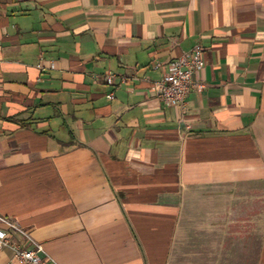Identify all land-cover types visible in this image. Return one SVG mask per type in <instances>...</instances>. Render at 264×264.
Here are the masks:
<instances>
[{"label": "crops", "instance_id": "1", "mask_svg": "<svg viewBox=\"0 0 264 264\" xmlns=\"http://www.w3.org/2000/svg\"><path fill=\"white\" fill-rule=\"evenodd\" d=\"M0 216L58 264H264V0H0Z\"/></svg>", "mask_w": 264, "mask_h": 264}, {"label": "built area", "instance_id": "2", "mask_svg": "<svg viewBox=\"0 0 264 264\" xmlns=\"http://www.w3.org/2000/svg\"><path fill=\"white\" fill-rule=\"evenodd\" d=\"M202 47L195 45L189 52L183 53L168 64V72L161 80L153 83V90L157 97L168 107L183 109L186 97L193 89L201 91L204 84L195 82L193 75L201 72L204 67L202 59ZM155 63L153 67L159 68ZM125 83V77H117L114 73L108 72L103 80L109 86H115L116 79ZM0 222L6 229H0V252L9 250L13 259L22 264H58L47 256L42 247L35 243L28 233L14 220L0 216ZM20 237L27 246H21L12 240V236ZM7 264H11L10 262Z\"/></svg>", "mask_w": 264, "mask_h": 264}]
</instances>
